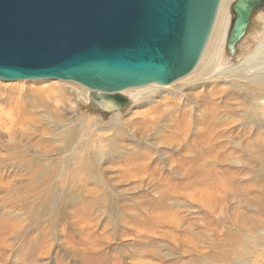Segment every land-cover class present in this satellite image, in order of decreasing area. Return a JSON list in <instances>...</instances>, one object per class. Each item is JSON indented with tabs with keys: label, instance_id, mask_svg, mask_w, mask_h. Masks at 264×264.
I'll use <instances>...</instances> for the list:
<instances>
[{
	"label": "rangeland",
	"instance_id": "374dc122",
	"mask_svg": "<svg viewBox=\"0 0 264 264\" xmlns=\"http://www.w3.org/2000/svg\"><path fill=\"white\" fill-rule=\"evenodd\" d=\"M214 29L199 66L168 85L122 90L109 111L73 81L0 79V126L17 125L12 138L0 128V148L16 147L0 151V264H264V222L243 221L264 218V144L250 152L264 139V102L252 92L264 71V4L233 50L226 34L225 66L209 71ZM181 98L176 123L182 110L194 120L182 135L167 118L143 124L152 107L179 109ZM207 112L214 130L200 119ZM201 148L207 157L193 164Z\"/></svg>",
	"mask_w": 264,
	"mask_h": 264
},
{
	"label": "water",
	"instance_id": "95a60500",
	"mask_svg": "<svg viewBox=\"0 0 264 264\" xmlns=\"http://www.w3.org/2000/svg\"><path fill=\"white\" fill-rule=\"evenodd\" d=\"M218 4L219 0H0V79L74 81L98 96L152 83L168 85L196 65ZM263 4L264 0L234 1L229 50L244 34L251 12Z\"/></svg>",
	"mask_w": 264,
	"mask_h": 264
},
{
	"label": "bare ground",
	"instance_id": "6f19581e",
	"mask_svg": "<svg viewBox=\"0 0 264 264\" xmlns=\"http://www.w3.org/2000/svg\"><path fill=\"white\" fill-rule=\"evenodd\" d=\"M230 1L231 0H219V4H218V10H217V12H216V15H215V21L213 22V25H212V28L214 29V26L216 27V25H217V27L214 29V32H213V36L215 37V39H216V43H215V50L213 51V54H212V56L210 57V60L208 61V64H207V69H209V71H210V69H211V71L212 70H217V69H222L223 68V66H225L224 64L222 65V63H223V61H225V58H223V56H222V52H223V48H222V44H223V42H224V39H225V36H226V34H227V38H228V33L230 32H228V24L230 23V11H229V9H230V5H231V3H230ZM235 1V0H234ZM230 3V4H229ZM229 4V5H228ZM217 21V22H216ZM216 23V24H215ZM218 23V24H217ZM211 28V29H212ZM211 32V31H210ZM209 36H210V33H209ZM209 36H208V38H209ZM208 38H207V40H208ZM227 38H226V43H227ZM261 39V38H260ZM206 43H207V41H206ZM206 43H205V45H206ZM226 43H225V47H226ZM261 45L262 46H264V37H263V39H262V41H261ZM260 45V46H261ZM259 46V47H260ZM204 49H205V46H204V48H203V50H202V52H201V55L203 54V51H204ZM258 50V49H257ZM205 53V52H204ZM257 54V53H256ZM201 55H200V57H199V59H198V61H197V63H196V65L194 66V68H196V66L199 64V60H200V58H201ZM226 56V55H225ZM207 57V56H206ZM256 57V56H255ZM202 58H203V55H202ZM204 59V58H203ZM200 62H202V60L200 61ZM244 62V61H243ZM202 65V64H201ZM199 66V65H198ZM193 68V69H194ZM261 69H263L264 70V67L262 66V67H260ZM259 68V69H260ZM192 69V70H193ZM203 69V68H202ZM191 70V71H192ZM197 70V69H196ZM196 70H194L193 72H195ZM190 71V72H191ZM261 71V70H260ZM199 72H200V74H201V69H199ZM262 73H263V77L261 76V77H259L260 78V80L258 81V83H257V85H258V89L257 90H255V91H252L253 93H256L255 94V98H257V99H261V100H263V102H264V71H261ZM196 75H198V73L196 74ZM195 75V76H196ZM227 75V74H226ZM193 75H191V77H189L188 79V82H190L191 80H193V77H192ZM198 76H200V75H198ZM197 76V77H198ZM213 76V75H212ZM196 79V78H195ZM198 79V78H197ZM55 80H58V79H55ZM187 80V79H186ZM199 80V79H198ZM64 81H66V80H64ZM176 81V80H175ZM250 81V80H249ZM74 82V81H73ZM206 82V81H205ZM182 83V82H181ZM180 83V84H181ZM186 83V82H185ZM204 83V82H203ZM256 83V82H255ZM254 84V83H253ZM80 85V84H79ZM196 85V84H195ZM204 85V84H203ZM180 86V85H179ZM186 86V85H185ZM192 86V85H191ZM255 86V85H254ZM84 87V86H83ZM147 87H149V86H147ZM147 87H145V88H147ZM86 88V87H85ZM144 88V89H145ZM86 89H88V88H86ZM141 89V88H140ZM150 89V88H149ZM176 89H179L177 86H176ZM89 90V89H88ZM128 90V89H127ZM216 89H214V90H211V89H208V91L209 92H211L212 91V94H213V96L214 95H216L217 94V91H215ZM91 91V90H90ZM124 91V90H123ZM122 92V91H121ZM207 92V91H206ZM130 93H132L131 91H130ZM147 93V92H146ZM198 93V92H197ZM149 94H150V92H149ZM179 94V93H178ZM180 94H182L181 92H180ZM200 94V93H199ZM210 94V93H209ZM224 94V93H223ZM223 94H220L219 96L222 98L223 97ZM203 95V94H202ZM130 96L133 98V99H136V101H138L141 97H143V95H142V91L141 92H138L137 93V91H136V93H134V94H130ZM136 96V97H135ZM204 96V95H203ZM178 97V96H177ZM179 97H182V95H179ZM212 97V96H211ZM235 99V98H234ZM178 100V99H177ZM177 100H174V102L175 103H178L179 101H177ZM182 98H181V100H180V102H181V104H180V107H179V109H178V107H177V105L175 104L174 106H171V107H167L168 105H166V104H157V105H155L154 107H152L151 109H150V115H149V121L148 122H145V123H143V124H147V125H151V124H153V123H155V122H157L158 120L160 121L159 122V126H161L162 124H161V122H163V121H165L166 120V118H167V120L166 121H168V123H167V125L166 126H168V128H171L170 130H172V133L173 134H177L178 133V135H182V134H179V132L180 131H183V130H187V129H190L191 128V126L193 125V118L190 116V115H187V113H188V110H182L181 112H182V116H184L183 118H182V123H176L177 122V120L179 121L180 120V116H179V114L177 113V114H175L176 112H178L179 110H180V108H181V106L183 105L182 103H184V102H182ZM209 105H210V107H211V112L212 111H214V108L217 106V103H214V102H212V101H210L209 102ZM184 106V105H183ZM167 107V108H166ZM263 107H264V105H263ZM113 110V109H112ZM164 110V115L162 114V111ZM209 113L210 112H207V113H205V114H203V115H201L200 116V119H204V118H208V117H206L207 115H209ZM167 114V115H166ZM212 115V114H211ZM9 116V115H8ZM114 117V119H113V121L114 122H119V120H120V118H119V114H116V115H114L113 116ZM1 118H3V117H1L0 116V119ZM17 119H19V118H17ZM209 119V121H208V128L210 127V126H212L211 124H212V121H211V118L209 117L208 118ZM18 121H20V120H18ZM195 124H197V123H194V125ZM198 125V124H197ZM255 125V124H254ZM253 125V126H254ZM16 120H12V118H11V120L9 121V122H7V123H3L1 126H0V128L2 129V132L3 131H6L7 132V134H8V136L10 137V138H12L13 136H14V134H15V130L17 129L16 128ZM156 127H158L157 125L156 126H154L153 128H156ZM212 130H214L215 129V125L213 124V127H210ZM198 130V132H197V135H199V136H201V131H203L204 129H203V126L201 125V127H200V129L198 128L197 129ZM201 130V131H200ZM201 132V133H200ZM253 132H256V131H253ZM187 133L189 134V130L187 131V132H185V133H183V135H187ZM196 134V133H195ZM213 135V134H212ZM221 135V134H220ZM215 136L217 137V134H215ZM187 137V136H186ZM190 137V136H189ZM16 138H17V136H16ZM188 138V137H187ZM180 139V138H179ZM184 139V138H183ZM182 139V140H183ZM205 139L206 138H203L202 137V139L201 140H198L197 141V144H198V142H199V144L200 143H204L203 141H205ZM17 140V139H16ZM19 141H21L20 139H18ZM181 140V139H180ZM197 140V139H196ZM212 140H214L213 138L211 139V141ZM1 142V141H0ZM182 142V141H181ZM187 142V141H186ZM215 142H217V141H215ZM214 142V143H215ZM178 143H179V141H178ZM192 144V143H191ZM247 144V143H246ZM245 144V145H246ZM262 144H264V139H263V137L261 136V135H256L254 138H253V146H250V152L251 153H254L255 154V152H258V150L260 149V145H262ZM179 145V144H178ZM201 145V144H200ZM245 145H243V146H245ZM227 146V145H226ZM242 145H240V147H238V148H241V147H243ZM237 148V149H238ZM246 149V147H243V148H241V150H245ZM16 150V147L14 146V145H6L5 147H2V148H0V151H4V152H8V153H12V152H14ZM214 151V150H213ZM245 152H247V151H245ZM205 153H206V150H203L202 148L200 149V150H198L195 154H194V156L192 157V159L191 158H189L190 159V161H192V163L193 164H195V157L196 158H199V157H203L204 155H205ZM210 153H211V151H210ZM215 154V153H214ZM249 154V153H248ZM146 156V155H145ZM145 156H143V157H145ZM206 156V155H205ZM212 156V155H211ZM207 157V156H206ZM215 157H216V155H215ZM147 158V157H146ZM183 158H184V156H183ZM154 159H156V158H154ZM204 159V158H203ZM189 161V162H190ZM206 162V161H205ZM221 163H222V161H221ZM156 164V163H155ZM201 164V163H200ZM192 165V164H191ZM199 165V164H198ZM201 166V165H200ZM194 168V167H193ZM192 168V169H193ZM201 170H202V168H201ZM264 177V176H263ZM174 181V180H173ZM176 181V180H175ZM172 182V181H171ZM199 182V181H198ZM197 182V183H198ZM168 183H169V181H168ZM174 183V182H173ZM172 183V184H173ZM193 183H194V181H193ZM196 183V182H195ZM177 184V183H176ZM180 184H183V183H180ZM261 186L262 185H257L256 183H253V186H252V188L253 189H259V190H261L262 188H261ZM259 193V192H258ZM263 194V193H262ZM259 195V194H258ZM257 198V197H256ZM261 199V198H260ZM260 203V202H259ZM260 207V206H259ZM261 211H262V209H261ZM260 216V215H259ZM243 221L247 224V225H249V226H251L253 229L256 227V225L255 224H257L258 222H264V218H262V219H260V218H255V220H254V222L253 223H249L246 219H244L243 218ZM250 260H251V258H250ZM244 261V260H243ZM251 264H256V260L253 258L252 259V262H251Z\"/></svg>",
	"mask_w": 264,
	"mask_h": 264
},
{
	"label": "flooded vegetation",
	"instance_id": "af4514ba",
	"mask_svg": "<svg viewBox=\"0 0 264 264\" xmlns=\"http://www.w3.org/2000/svg\"><path fill=\"white\" fill-rule=\"evenodd\" d=\"M92 99L94 101H97L98 104H100L104 108V110L108 111L117 107L120 101L122 102L119 95L98 96L96 94H92Z\"/></svg>",
	"mask_w": 264,
	"mask_h": 264
}]
</instances>
